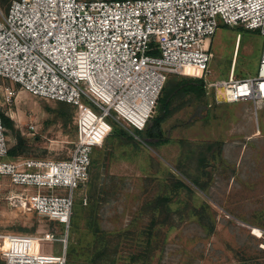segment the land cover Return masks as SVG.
<instances>
[{
  "label": "rangeland",
  "instance_id": "obj_1",
  "mask_svg": "<svg viewBox=\"0 0 264 264\" xmlns=\"http://www.w3.org/2000/svg\"><path fill=\"white\" fill-rule=\"evenodd\" d=\"M11 2L0 0V11ZM239 38L235 76L257 75L264 36L219 20L206 81L179 74L169 81L201 79L206 97L189 92L175 102L161 125L166 143L148 144L142 132L112 119L95 132L91 176L76 192L69 228L12 205L7 197L20 188L0 177V229L38 238L55 233L66 241L29 238V250L65 249L67 264H264V101L219 103L209 85L229 78ZM16 88L15 103L4 106L14 124L10 147L19 135L25 156L68 157L83 134L76 109ZM158 114L156 106L149 123Z\"/></svg>",
  "mask_w": 264,
  "mask_h": 264
},
{
  "label": "built area",
  "instance_id": "obj_2",
  "mask_svg": "<svg viewBox=\"0 0 264 264\" xmlns=\"http://www.w3.org/2000/svg\"><path fill=\"white\" fill-rule=\"evenodd\" d=\"M219 20L264 36V0H12L6 14L0 11V77L11 82L0 84V177L20 188L7 197L11 204L69 228L76 192L91 176L95 132L108 119L144 131L172 75H199L205 82ZM16 85L76 109L83 134L68 157H9L2 114L15 103ZM209 85L219 103L258 107L264 41L256 76L230 75ZM29 238L66 241L50 232L38 238L0 229L6 264H67L65 249L30 252Z\"/></svg>",
  "mask_w": 264,
  "mask_h": 264
},
{
  "label": "trees",
  "instance_id": "obj_3",
  "mask_svg": "<svg viewBox=\"0 0 264 264\" xmlns=\"http://www.w3.org/2000/svg\"><path fill=\"white\" fill-rule=\"evenodd\" d=\"M173 76V75H172ZM171 76V77H172ZM171 77L165 84V87L162 91L161 96L158 99V109L159 114L151 119V123H148L147 127L144 131H142V137L146 141V143L150 144H163L166 143L168 140L164 137V132L162 130V123L171 117L175 112V102L182 96L186 95L189 92H192L196 99H203L206 97L204 82L201 79H181L173 82L172 84L169 83ZM169 83V84H168ZM66 104L70 107L71 105ZM4 125L7 129L13 130L14 124L9 117L6 116L5 113L2 114ZM17 143L15 146L10 147L9 150V157H17L21 154L20 150L25 146L26 140L18 135L16 137ZM25 156V155H24ZM204 189V188H202Z\"/></svg>",
  "mask_w": 264,
  "mask_h": 264
},
{
  "label": "bare ground",
  "instance_id": "obj_4",
  "mask_svg": "<svg viewBox=\"0 0 264 264\" xmlns=\"http://www.w3.org/2000/svg\"><path fill=\"white\" fill-rule=\"evenodd\" d=\"M240 40H241V38H239V41H238L236 59H235V62L233 64L232 68L230 69L229 76L230 75H235V68H236V65H237V60H238V55H239V46H240L239 43H240ZM252 229H253L254 233L257 234L258 236L262 235V230L260 228H258L257 226H252Z\"/></svg>",
  "mask_w": 264,
  "mask_h": 264
},
{
  "label": "crops",
  "instance_id": "obj_5",
  "mask_svg": "<svg viewBox=\"0 0 264 264\" xmlns=\"http://www.w3.org/2000/svg\"><path fill=\"white\" fill-rule=\"evenodd\" d=\"M18 94V93H17Z\"/></svg>",
  "mask_w": 264,
  "mask_h": 264
}]
</instances>
